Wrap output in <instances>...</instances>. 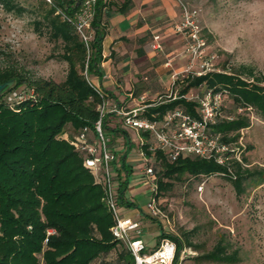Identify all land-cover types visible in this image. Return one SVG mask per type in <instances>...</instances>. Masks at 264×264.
I'll use <instances>...</instances> for the list:
<instances>
[{
	"label": "trees",
	"instance_id": "trees-1",
	"mask_svg": "<svg viewBox=\"0 0 264 264\" xmlns=\"http://www.w3.org/2000/svg\"><path fill=\"white\" fill-rule=\"evenodd\" d=\"M49 1V2H48ZM87 0H41L33 5L34 30L48 34L65 48L61 59L69 65L64 81L35 78L15 67L0 66V84L11 79L33 93V98L10 102L0 99V264H135L134 257L121 240L115 238V219L105 201V192L93 171L85 166V154L74 144L81 130L88 126L95 138L94 126L100 118L101 102L95 88L84 75L102 77L107 11L128 15L135 10L133 0H96L89 30L93 38L86 43L78 30ZM9 12L23 15L29 10L17 0H0ZM145 39V38H144ZM177 93L158 102L145 112L162 119L167 112L180 108L199 116V104L186 97L193 90L221 92L225 96L222 114L212 131L235 148L228 164L213 159L189 156L171 161L158 150L153 162L159 207L162 195L173 190L183 179L226 178L239 197L246 192V182H264V169L250 168L241 145L242 132L251 127L249 108L264 121V74L242 65L237 70L187 76L177 81ZM152 103V102H149ZM243 108V112L239 109ZM112 119V118H110ZM106 131L124 132L130 151V134L105 123ZM115 143V142H114ZM117 168L118 204L134 206L126 198L132 168L126 163ZM149 155L152 153L148 150ZM122 179L121 176H124ZM56 233L48 235L49 230ZM193 231L167 233L163 229L153 250L166 240L177 247L173 264H180L186 248L199 249L192 240ZM46 239L48 242L46 243ZM197 261L236 264L239 251H229L221 238Z\"/></svg>",
	"mask_w": 264,
	"mask_h": 264
},
{
	"label": "rangeland",
	"instance_id": "rangeland-1",
	"mask_svg": "<svg viewBox=\"0 0 264 264\" xmlns=\"http://www.w3.org/2000/svg\"><path fill=\"white\" fill-rule=\"evenodd\" d=\"M17 1L29 7L23 15L9 13L0 5V66L15 67L35 78L53 79L59 83L64 81L69 65L61 59L65 52L63 44L53 42L47 33L39 35L34 30L35 15L32 8L41 0ZM177 1L180 8L181 4H186L199 9L209 50L218 55L221 70L231 72L245 65L236 62L232 54L233 48L236 46L237 36L251 34L254 27H259L258 24H253L240 13H234L230 27L233 34L226 35L220 31L222 20L210 22L205 16L208 5H214L216 0ZM262 7L264 6L261 4L251 5V14L259 16ZM210 28L219 33L220 39L211 34ZM88 34L93 38L94 32L89 30ZM258 72L264 74V71ZM91 77L96 79L95 75ZM171 89L172 91L162 94L163 99L168 98L167 95L171 92L172 96L176 95L177 85ZM30 93L25 86H21L6 98L16 103L14 94L27 97ZM194 93L197 94L198 91L193 90L188 95ZM117 94L121 101L125 100L121 91ZM17 99L20 100L18 97ZM249 114L252 125L242 132L240 146L244 148L243 154L247 157L250 168L264 169V121L253 111ZM116 121L115 117L109 119V123L113 125ZM129 134L133 139V150H128L129 160L134 163V169L132 168L126 198L133 200L134 206L120 205L118 211L122 217L129 216L142 223L144 232L141 237L149 248L154 249L162 229L177 235L193 231L192 240L199 249L186 247L181 252L180 264H228L195 260L199 254L210 251L221 238L228 244L230 252L239 251L240 261L236 264H264V182L247 181L246 192L238 197L234 186L222 176L201 179L187 177L177 182L172 191L161 196L160 208L164 218H152L147 215L146 206L153 196L154 183L141 172L144 165L139 158L137 135L131 129ZM109 136L113 138L111 134ZM115 136L114 142L120 146L125 134L119 132ZM121 177L119 182L125 179L126 173Z\"/></svg>",
	"mask_w": 264,
	"mask_h": 264
},
{
	"label": "built area",
	"instance_id": "built-area-1",
	"mask_svg": "<svg viewBox=\"0 0 264 264\" xmlns=\"http://www.w3.org/2000/svg\"><path fill=\"white\" fill-rule=\"evenodd\" d=\"M95 2L96 0L85 2L79 20L78 30L86 43L91 39L88 32L94 15L93 6ZM173 28L185 40V49L182 55H186L188 61L182 72L173 75L172 87L177 84L178 80L190 75L202 76L209 72L222 71L218 66V55L209 50L199 9L181 4V19L174 24ZM154 40L153 49L162 51L160 36H155ZM84 75L101 99L98 105L100 118L94 126L95 138H90L91 129L86 126L81 130L74 144L85 154V166L93 171L104 186L105 201L115 219L112 233L116 239L124 242L133 255L135 264H173L177 247L172 240L166 239L158 249H150L141 237L144 232L142 223L134 221L130 217H122L118 211L117 168L121 167L122 156L129 149L124 137V143H119L120 146L114 143L113 138L105 129V123L107 119L115 117L117 121L114 125L109 123L110 127H119L128 132L131 129L137 135L139 158L144 165L141 172L154 183L153 196L146 206L147 215L160 219L164 218L165 215L162 213L156 197L157 184L153 166L158 150L163 151L171 161L189 156H199L205 159H213L219 164H228L230 156L235 152L232 145L221 140L220 134L212 131V125L216 124L222 114L225 96L221 92L214 91L187 95L188 100L198 102V117L177 108L167 112L162 119H157L156 116L149 117L145 112L158 102L165 100L162 95L158 97V100H148L143 97L137 105L130 106L113 99L108 92L95 85L87 69L84 71ZM14 95L16 102L33 98L32 92L27 97L19 94ZM167 97L171 98L172 92ZM243 110V108L239 109L240 112ZM249 110L252 111V108ZM129 141L130 150H133L131 136ZM148 150L152 156L149 155ZM55 233L56 231L51 229L48 235ZM45 242L47 243L48 239Z\"/></svg>",
	"mask_w": 264,
	"mask_h": 264
},
{
	"label": "crops",
	"instance_id": "crops-1",
	"mask_svg": "<svg viewBox=\"0 0 264 264\" xmlns=\"http://www.w3.org/2000/svg\"><path fill=\"white\" fill-rule=\"evenodd\" d=\"M133 1L135 10L128 15L107 11V34L103 43L105 59L101 65L103 76H96V81L92 78L95 85L115 100L121 101L117 94L121 91L125 97L122 102L130 106L137 105L143 97L154 100L168 93L172 88L173 75L182 72L188 61L187 56L182 55L185 40L173 28L181 19L179 2ZM157 35L160 36L162 51L153 49ZM129 155L128 152L127 166L134 169Z\"/></svg>",
	"mask_w": 264,
	"mask_h": 264
},
{
	"label": "clouds",
	"instance_id": "clouds-1",
	"mask_svg": "<svg viewBox=\"0 0 264 264\" xmlns=\"http://www.w3.org/2000/svg\"><path fill=\"white\" fill-rule=\"evenodd\" d=\"M254 4L264 6V0H216L214 5H208L205 16L210 22L222 20L220 31L225 32L226 35L233 34L230 27L234 13H240L253 24H258L259 27H254L251 34L245 33L243 36H237L232 54L237 63L264 71V7L259 16H253L250 6ZM209 31L214 37L220 39L216 30L210 28Z\"/></svg>",
	"mask_w": 264,
	"mask_h": 264
},
{
	"label": "water",
	"instance_id": "water-1",
	"mask_svg": "<svg viewBox=\"0 0 264 264\" xmlns=\"http://www.w3.org/2000/svg\"><path fill=\"white\" fill-rule=\"evenodd\" d=\"M17 86V80L11 79L5 83L0 84V99L1 97L8 94L10 91H12Z\"/></svg>",
	"mask_w": 264,
	"mask_h": 264
}]
</instances>
